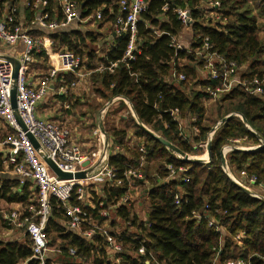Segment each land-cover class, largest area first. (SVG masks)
Listing matches in <instances>:
<instances>
[{
  "label": "trees",
  "instance_id": "trees-1",
  "mask_svg": "<svg viewBox=\"0 0 264 264\" xmlns=\"http://www.w3.org/2000/svg\"><path fill=\"white\" fill-rule=\"evenodd\" d=\"M7 1V10H4ZM45 1L49 19L60 21L62 14L57 0ZM74 1L82 19L99 12V24L110 22L114 25L121 0ZM215 1L221 5L218 13L226 20L223 25L206 17L208 12L201 8L203 0H146L148 7L140 15L137 25L138 52L135 59L127 64L121 62L128 42L127 35L112 38L108 47L103 45L105 49L99 50L102 57H98L94 50L99 40L92 32L63 29L48 36L55 51L65 49L79 58L80 66L90 72L89 78L95 92L104 102L115 97L128 100L141 126L190 157L197 153L190 142H205L211 130L202 124L205 110L201 100L209 99L206 88L217 86V83L197 78L195 69L199 64L192 52L200 49L202 41L207 39L213 52L243 69L242 74L246 79L264 81V39L261 37L264 34V0ZM12 9H15L12 14L13 27L20 25L17 21L20 17L24 28L34 18L33 9L25 6L22 10L18 0H0V20L9 15ZM177 9L188 10L192 20L189 27L192 31L191 53L175 51L171 46V38L179 36L184 30ZM39 33L34 30L29 32L32 36H42ZM33 57L36 61L46 60L42 52L34 53ZM181 61H185V65L179 66ZM112 63H117L113 71L106 70ZM99 66L103 70H98ZM174 67L177 73L185 75V81L175 83L169 80ZM55 81H59L60 86H69L75 78L71 74L58 75ZM216 104L218 112L222 109L219 121L227 115L239 114L255 134L249 132L239 119L228 118L218 127L211 141L207 165L193 160L182 161L152 139L130 115L122 119L124 128L121 129L111 126L108 119L103 120L105 133L122 150L109 162L118 179H123L127 168L139 166L142 154L138 150H145V162L140 168L144 178L143 181H134V186L141 193L147 192L144 198L147 204L146 220L139 222L131 211V203L115 210V216L126 224V231L138 238H118L122 246L121 252L116 255L118 264H214V261L215 264H227L236 260L249 264L264 263V201L253 198L237 186L221 166V150L231 141L245 139L243 143L246 145H257L259 139L264 142V99L235 89L222 95ZM173 111H177L181 118L185 115L196 118L197 136L189 141L183 140L171 116ZM127 130H132L141 140L138 147L130 148L125 144ZM226 160L228 167L237 174L245 172L255 177L258 184L264 182V149L231 152ZM169 165L175 172L184 170L183 176L188 181L169 177ZM127 184L123 179L122 187L102 190L107 207L115 206L127 194ZM29 187L24 185L19 188L15 180L0 177V201L25 205L34 193ZM14 188L18 191L14 192ZM175 197H179L178 206L175 205ZM94 200L96 202V196ZM71 203L79 204L75 203L74 198ZM51 209L46 235L48 247L55 257H50L46 264H113L101 236L94 235L90 241H85L72 232H66L60 223L67 220L55 200H51ZM98 210L89 214L101 224L103 219L98 217ZM203 211L207 218L225 227L223 236L208 227L205 216L193 218V214H202ZM111 225L115 226L116 223L112 221ZM238 234L244 236L241 245L233 242ZM143 238L146 240V252L140 256L138 250ZM70 250L75 252L73 256L69 255ZM31 256V243L27 236H24L23 242L0 241V264H38L30 260Z\"/></svg>",
  "mask_w": 264,
  "mask_h": 264
},
{
  "label": "built area",
  "instance_id": "built-area-1",
  "mask_svg": "<svg viewBox=\"0 0 264 264\" xmlns=\"http://www.w3.org/2000/svg\"><path fill=\"white\" fill-rule=\"evenodd\" d=\"M61 10L62 19H49V14L46 10L47 2L45 0H30L26 2V7H31L34 11V18L28 24L27 29L22 25L11 26L13 21L12 14L15 9H12L10 14L5 15L0 20V51L1 45L9 46L8 53L0 52V122L3 123L5 129L0 135V177L10 178L15 180L20 187L24 185H34L32 192H37L35 197L36 205L22 208L21 210H6L0 209V226L6 225L12 227L16 231H22L23 236H27L31 243V258L30 260L38 262V264H46V261L51 257L53 259V252L49 249V241L46 235V227L51 216V200H55L63 210L66 218L65 230L72 232L85 241H90L94 235L101 236L108 248V254L111 256L113 264H118L119 259L116 258L122 246L119 243V237L135 238L133 234L126 231V224L122 222V227L119 229L120 220L115 216V210L121 206H129L131 195L136 191L134 181H143V174L140 168L145 162V150L140 148L138 151L142 154L141 161L138 167H129L123 173V179L127 181V194L118 201L115 206H106L103 201L102 190L108 187H122L123 179H118L116 171L110 167L109 162L112 157L122 152L118 146H113L106 141L105 137L99 133L98 146L95 151H91L87 155L82 149L81 145L72 139L69 129L64 128L53 121L44 120L36 115V109L40 102H42L51 92L52 83L56 80L58 75L74 76L75 81L68 87L72 88L77 83L89 75V73L82 71L80 60L72 52L62 51L55 53L53 43L48 34L54 33L61 29H67L73 23L80 21V11L74 0H57ZM148 4L146 0H121L119 3V12L113 26L114 36L127 35L128 42L122 63L127 64L135 59L138 52L137 46V25L140 22V15L146 11ZM202 10L207 11V18L220 24H225L226 20L221 18L218 11L221 5L215 0H203L201 4ZM6 13V12H5ZM179 21L184 26V30L179 36L171 38V46L175 51H186L191 53L190 44L181 42L185 29H189L192 20L188 10L177 9ZM94 20L96 23L101 21V14L95 13L93 16L85 18V22ZM95 25V24H94ZM24 29H23V28ZM42 29L44 35L32 36L30 31ZM190 30V29H189ZM192 39V31L190 30ZM159 36V33H156ZM20 47V50L17 48ZM43 53L49 63V69L45 75L40 77L37 81H32L29 78L30 68L34 63L33 54ZM195 60L199 64L197 67L198 79L201 81H208L217 83L215 88H206L205 93L209 95V99L217 101L222 95L228 94L235 89H241L248 96L254 98L264 99V81L256 78L246 79L243 77L241 68H238L234 62L225 60L224 57L212 51L208 40L202 41V46L198 50L192 52ZM13 58L19 63V69L16 79V111L26 127L28 133L39 144V152L48 157L54 165L64 173L75 174L78 172H89L87 178L82 180H58L57 177L49 170L47 165L43 162L42 157L32 147L26 138V133L23 132L15 118L10 104V92L13 87V65L8 60ZM117 63L110 64L106 70L113 71ZM185 65V61H181L179 66ZM103 70V68H99ZM200 75V77H199ZM203 76V77H202ZM169 80L175 83L185 81V75L177 73L175 67L169 74ZM67 92V87H60L58 94L64 95ZM123 99L116 97L114 100ZM125 100V99H124ZM126 103V102H125ZM104 112V111H102ZM130 114L134 117L131 109ZM172 118L178 125L179 135L183 137L184 141H189L191 137L198 134L196 125V118L185 115L181 118L177 111L171 112ZM235 117L242 123V117L239 114H230L227 116ZM126 118V115L124 116ZM138 124V123H137ZM244 124V123H243ZM221 125L218 123L207 134L205 142L192 143L190 145L194 150L204 149L212 141L216 130ZM247 130L253 134L255 132L249 126L244 124ZM245 139H238L231 141L228 145L222 148L221 155L224 156L226 165L223 168L226 175L242 190L249 191V195L253 198H261L255 189L264 190V182L259 183L253 176H248L245 172H241L242 178L237 179L229 170L226 156L235 150L240 152H255L264 149L263 140L259 139L257 145H246L243 143ZM98 142V140H97ZM190 159H192L190 157ZM203 165H207L208 158L199 161ZM169 170V177L178 181L187 182V178L183 176L184 170L178 169L176 172L171 167L167 166ZM103 180V186L96 189L97 183ZM16 191V188L13 190ZM94 196L97 197L95 202ZM72 198L75 203L72 204ZM175 205H179V197H175ZM32 203V201L30 202ZM104 207H107L104 209ZM98 210V217L103 219L101 224L89 214L90 211ZM207 209V207H205ZM202 214H193L194 219H200ZM208 220V227L215 229L216 232L223 236L226 233L225 227L219 225L214 220L205 216ZM116 225L112 226L111 223ZM124 226V230H122ZM133 233V232H131ZM138 233V232H136ZM140 233V232H139ZM138 233V234H139ZM244 236L238 234L233 238V242L241 245ZM145 238L140 242L138 255H145ZM75 252L69 251V255L73 256ZM152 258V256H151ZM155 262V259L152 258ZM216 261H214L215 264ZM264 262V261H263ZM26 264V263H22ZM227 264H249L243 260L230 261ZM264 264V263H263Z\"/></svg>",
  "mask_w": 264,
  "mask_h": 264
},
{
  "label": "crops",
  "instance_id": "crops-1",
  "mask_svg": "<svg viewBox=\"0 0 264 264\" xmlns=\"http://www.w3.org/2000/svg\"><path fill=\"white\" fill-rule=\"evenodd\" d=\"M22 1L23 0H21V6L20 7L23 10L27 0H24L23 2ZM23 25H24V22H23ZM27 27H25V28L27 29ZM75 28L77 30L79 28V31H82L81 28H84L85 31H83V32H92V33L95 34V36L96 35L98 36L99 45L97 47L95 46V48H94V50H96V54H97L98 57H102V53H100L99 50L101 49V51H103L102 49H105V47L103 45H106L108 47V45L110 43H112L111 39L115 37L114 34H113V26H112V24L110 22H106V23L104 22V24L101 25L99 23H96L95 19L94 20L92 19V20H90L88 22H85V19H81L80 21L70 25L66 30H74ZM61 30H63V29H61ZM35 31H38V32L40 31L39 34L44 35V31L42 29L41 30L40 29H36ZM188 36H191V33L188 32ZM98 68H101V66H99ZM48 69H49V63L47 61V58H46L45 62L43 60H37L36 61L34 59V63H33V65L30 68V73H29V77L30 78L29 79L34 81V82L37 81L40 77H42L43 75H45L47 73ZM82 71L86 72L84 70V68H82ZM195 71H196V75H197V66H196ZM87 73H89V75L86 76L85 78L81 79L77 83V85L72 87V88H70L68 86H65V85L60 86L59 85V81H54L52 83V86H51V92L49 93L48 96H51L50 98H51L53 104H55V103H59V105L61 104V106H60L61 110H62V107H63V111L65 112V114H68L69 112H71L72 109H73V112H75L77 114V111H75V110L81 108V112L82 113H81V115H80V113L78 114V116L80 115L79 116L81 118L80 120H83V121L89 120V121H91L92 118H94L95 122L97 121L96 122V127L97 128L94 130L93 135L97 137L98 131H99V133H101L105 137L106 141L109 142L112 145V147L113 146H117V145L113 144L112 138L107 136L106 133L103 134L100 131V129H99V120H101L102 126H103V120H106V119H108V121L112 124L113 119L117 115V120H119L120 125L118 127V125L116 123H114L113 126L115 128H117V129L124 128V122L122 121V119L125 120L124 114L126 115V117H127V115H130L132 117V115L130 114L131 109H132L131 104L129 103L128 100H126V99L124 100V98L123 99L114 100L116 97L113 98L109 102H104L103 99L95 92V86L93 85L92 81L89 78L90 72H87ZM197 78H198V75H197ZM60 87H65V88L67 87L66 94H64V95L58 94V90H59ZM209 101H210V99H207V100L206 99H202L201 100L202 106H203V108H205L204 109L205 110V115H204V119H203L202 124L204 125V127H209V128L212 129L215 126L216 123H211L210 124L208 122L209 121L208 116H210V115H209V110L207 111L206 103L208 104ZM43 102L44 101L40 102V104L41 103L43 104ZM210 102H212V101H210ZM40 104L38 105V107L36 109L37 117H39L41 119H44V120H48L49 118L51 119V118L55 117V115H53V114H55L57 111L55 113H53V114H52V112L50 110L49 111H45L47 113H45V112L43 113V111H42L43 107H41L42 104L41 105ZM101 106H103V107H101ZM98 107L99 108L101 107V109H99ZM98 109L101 112L95 117L94 116L95 114L93 115L92 113H95V111L96 110L98 111ZM102 111H104V112H102ZM132 111H133V109H132ZM120 113H121V115H120ZM57 114H59V113H57ZM133 114H134V112H133ZM227 116H225V117H227ZM214 117H216V115H214ZM133 119L136 121L135 117H133ZM221 121L222 120H220L219 123H221ZM103 129H104V127H103ZM74 138H75V136H74ZM108 138H109V140H107ZM73 140L74 141L77 140V142L81 145L82 149L84 147L87 148L86 151L84 149L83 150H84V152L87 155H89V153L91 152V148L87 147V144H86L87 143L86 142L87 138L86 139H82V137H77L76 139H73ZM96 140H97V138H96ZM140 142H141V140L139 139V137H137L135 135V133L132 130H127V136H126L125 144L128 147H130V148L138 147V144ZM95 147H96V145H95ZM192 158L195 161H200V160L204 159L205 156L200 157V155H194V156H192ZM193 159H191V160H193ZM9 177L11 179H13V177H11V176H9ZM133 195H135L134 192L131 195V201L132 202H134ZM141 196L145 198V195L142 194ZM144 198H143V200H144ZM31 201L32 200H30L29 202H31ZM132 202H131V205L133 206ZM19 204H21V203H19ZM3 205H4L3 203L0 204V209L1 210L5 209L3 207ZM133 208H134V206L132 207L131 211L134 214V216H136L138 218V215L133 210ZM146 213H147V210H146ZM146 213L144 215H142L141 218H143V219L140 220L138 218L139 222H142V221L146 220ZM60 225L65 230V222L60 223ZM119 225L122 226L121 220H120ZM132 231H133V229H132ZM66 232H68V231H66ZM54 257L55 256H53V258Z\"/></svg>",
  "mask_w": 264,
  "mask_h": 264
},
{
  "label": "rangeland",
  "instance_id": "rangeland-1",
  "mask_svg": "<svg viewBox=\"0 0 264 264\" xmlns=\"http://www.w3.org/2000/svg\"><path fill=\"white\" fill-rule=\"evenodd\" d=\"M18 2H19V6H21V0L20 1L18 0ZM7 6H8V1H7V3L6 2L4 3V7H5L4 10H7L6 9ZM17 21H18V23L20 25H23V21H22L21 17L18 18ZM78 30H79V28H78ZM81 30L82 31H85L84 28H81ZM187 31L190 33V30L189 29H185V31L183 33L182 42H185V43H189L191 41V38H190V36H188V32ZM261 37H263V39H264V34H261ZM8 47L9 46L1 45V51L0 52L1 53H4V54L5 53H8L9 52L8 51L9 50ZM89 47H93V46H90L89 45ZM17 48L20 50V47H17ZM51 49L55 53H58L59 51H62V50L64 51L65 50V49H61V50L55 51L52 47H51ZM242 71H243V69H241V72ZM199 77H200V75H199ZM50 97L51 96H47L43 100L44 101L43 104L42 103H41L42 105L40 104L41 107H43L42 108L43 113L45 111H49L50 110L52 112V114H53V113H55L57 111L55 114H53V115H55V117L54 118H51V119L49 118L48 120L53 121L56 124H58V125H60V126H62L64 128L69 129V131H70L71 136H72L73 139H76L77 137H82V139H86L87 138V140H86L87 147H90L91 148V151L92 150L95 151L96 150V147L98 146V143H99V139H97L98 140V142H97V140H96L97 137L93 135L94 130L97 128L96 127V122L97 121L95 122V119L94 118H92L91 121H89V120H86V121L80 120L81 118L79 116L82 113L81 112V108L75 110V111H77V114L75 112H73V109L68 114H65V112L63 111V107H62V110H61V107H60L61 104L60 105H59V103L53 104ZM218 100L216 102L210 100L212 102L209 101L208 104L206 103V108H207V111L209 110V115H210V116H208V119H209L208 122L210 124L211 123H216L215 125H217L220 122L219 119H220V116H221L220 114L222 113V109L219 111L220 112L219 113L218 112V105L216 104L218 102ZM100 112H101L100 110H98V111L96 110L95 113H92V114L93 115L95 114L94 116L96 117ZM45 113H47V112H45ZM57 113H59V114H57ZM79 113H80V115L78 116ZM120 115H121V113H120ZM214 115H216V117H214ZM124 116H125V114H124ZM114 123H116L118 125V127H119L120 123H119V120H117V115L113 119L112 124L110 123L111 126L114 125ZM4 129H5V127H4L3 123L0 122V135L3 133V130ZM74 136H75V138H74ZM107 140H109V138ZM210 144H211V142H210ZM95 145H96V147H95ZM83 149L86 151L87 148L84 147ZM196 151H197V153H195L196 155H200V157L205 156V158L207 157L206 150H204V149H197ZM240 151L241 150H239L238 152H240ZM234 152H236V151H234ZM192 156L193 155H190L191 158H192ZM229 170H230V173L234 177H236L237 179L242 178V176L240 175L241 173L237 174L236 172H234V169H232V168H229ZM102 181L103 180H101V181H99L97 183L98 185H97L96 189H99V187H101V186L104 185V183ZM29 186H30L29 187L30 190L31 189L34 190V185L30 184ZM253 191L258 192L257 194L260 195L261 198H264V190L255 189ZM133 192L135 193V195H133L134 202H132V204L134 206L133 210L136 212V214L138 215V218L141 220V219H143V218H141L142 215H144L146 213V210H147L146 201L143 200L144 197H142L141 195L143 194L146 197V193L145 192L141 193L138 188H136V191H133ZM36 194H37V192L34 191V193L29 198V201L32 200V203L28 202L29 204H33V205L36 204V200H37V198L35 197ZM2 203L4 204L3 207L6 210H9V211L10 210H17V209L21 210L22 208H25V207L30 206V205H28V203H25V205H24L23 203L19 204V203H8V202H5V201H0V204H2ZM118 227H119V229H121L122 226L121 225H117V228ZM122 230H124V226H123ZM23 235H24V233L22 231H16L12 227H8L6 225H1L0 226V241H3V242H13V241L23 242V239H24V236ZM51 235L53 236V234H51ZM106 250H108V248H106Z\"/></svg>",
  "mask_w": 264,
  "mask_h": 264
},
{
  "label": "water",
  "instance_id": "water-1",
  "mask_svg": "<svg viewBox=\"0 0 264 264\" xmlns=\"http://www.w3.org/2000/svg\"><path fill=\"white\" fill-rule=\"evenodd\" d=\"M8 60L12 63L13 65V75H12V79H13V87L11 89L10 92V104H11V109L14 115V118L19 126V128L26 133V138L28 140V142L32 145V147L38 152L39 156L42 157L43 162L47 165V167L49 168V170L57 177L58 180H82L87 178V176L89 175V172H78L75 174H70V173H64L62 171H60L55 165L54 163L45 155H43L42 153L39 152V144L37 143V141L33 138V136L27 132L25 125L23 124V122L21 121L17 111H16V79H17V74H18V69H19V63L18 61H16L13 58H8ZM135 117V114H134ZM242 117V116H241ZM137 123L139 124L137 118L135 117ZM228 119V117H225L224 119H222L221 123H224L226 120ZM243 123L247 124L246 120L242 117ZM140 125V124H139ZM141 126V125H140ZM145 132L155 141L159 142L160 144H162L164 147H166L168 150L172 151L175 155H177L182 161L185 162H189L192 161L190 159L189 156H187L186 154L182 153L181 151H179L178 149H176L175 147H173L169 142L165 141L164 139H162L161 137L155 135L154 133H152L151 131L147 130L146 128H144L143 126H141ZM99 129L100 131L104 134V129L102 126V122L101 120H99ZM236 152H238L239 150H235ZM206 152H207V158L208 160H210V143L207 145L206 147ZM195 161V160H194ZM196 163H199V161H195ZM226 165V161L223 155H221V166L222 168H225ZM247 194H249V191L244 190ZM147 193V192H145Z\"/></svg>",
  "mask_w": 264,
  "mask_h": 264
}]
</instances>
